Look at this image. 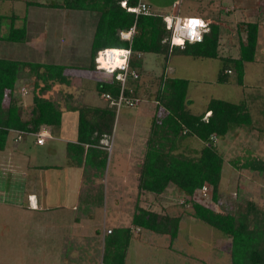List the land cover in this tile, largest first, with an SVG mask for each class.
Listing matches in <instances>:
<instances>
[{"label": "rangeland", "instance_id": "obj_1", "mask_svg": "<svg viewBox=\"0 0 264 264\" xmlns=\"http://www.w3.org/2000/svg\"><path fill=\"white\" fill-rule=\"evenodd\" d=\"M63 1L0 0V57L34 66L20 70L16 81L13 97L21 115L30 114L35 94L57 102L62 109L61 124L54 128L53 139L47 130L42 146L31 134L19 142L11 136L0 151V186H6L4 193L0 191V264H101L107 235H117L119 228L126 227L133 233L125 264H231L230 239L193 217L191 203H186L174 186L160 195L140 190L138 171L152 119L159 115L155 92L165 70L167 77L187 80L191 113L203 112L206 119L208 101L217 98L232 103L243 101L251 117L250 124L214 139V147L223 158L219 203L211 201L209 191L206 196L196 191L195 200L222 211L236 210L246 201H253L264 210V171L242 167L250 159L264 162V0H143L158 14L198 16L221 25L225 30L220 56L238 57L237 28H242L244 22H257L255 60L245 64L243 83L238 84L233 74L226 82L218 81L223 67L219 57L193 58L173 53L165 63L162 56L135 52L133 55L142 60V69H136L139 76L130 86L136 90L139 102H122L119 106L117 100H108L96 91L97 81L111 77L90 68L95 15L53 7L52 3ZM11 24L24 29L21 43L5 39ZM37 65L42 66L36 70ZM43 65L64 66L62 73L68 83H60L56 77L50 79L51 71ZM52 72L56 73L57 68ZM7 104L5 99L3 105ZM105 106L114 113L111 134L103 135L98 146L106 150L107 157L103 165L94 158V165H86L84 171L73 158L76 152L66 153L67 143H76L78 138L77 109ZM183 143L192 149L201 146L188 138ZM59 147H63L65 156L58 154ZM51 163L60 166L28 167ZM27 192H34L39 206L48 210H29L32 204ZM74 205L80 209L62 208ZM138 207L180 217L177 236L171 241L168 235L132 226ZM83 210L88 220L83 221V227L73 225L75 217L83 218L79 214ZM137 233L142 234L141 238L136 237L140 235Z\"/></svg>", "mask_w": 264, "mask_h": 264}, {"label": "trees", "instance_id": "obj_2", "mask_svg": "<svg viewBox=\"0 0 264 264\" xmlns=\"http://www.w3.org/2000/svg\"><path fill=\"white\" fill-rule=\"evenodd\" d=\"M121 1L64 0L61 4L52 3L53 7L91 12L95 15L96 23L90 48L91 69L101 70L96 68L94 60L98 51L105 48H130L132 51L130 67L133 69H140V71L142 69V60H138V57L133 55L135 52L162 56L165 63L173 53L190 55L193 58L219 57L223 67L219 71L218 81L226 82L228 76L233 74L238 84L243 83L245 64L255 60L259 34L257 22H244L242 28L240 26L237 28L238 57L220 56L221 38L225 30L221 25L209 23V31L204 33L201 42H185L183 46L171 45L169 31L165 28L161 14L135 16L133 12L121 6ZM125 1L127 7L135 6L138 2V0ZM132 26H135V32L131 40L121 39L120 31H128ZM23 34V28H15L11 24L5 39L21 43ZM165 63L164 69L167 67ZM26 66L31 69L34 67L30 63L0 57V151L5 148L11 136L15 142H19L26 134L34 135L45 131V127L54 130L61 124L62 109L59 104L36 94L30 114L21 115L20 106L13 97V93L19 72ZM40 66L42 65H37L36 70ZM43 66L51 71L50 79L56 77L58 82L68 83L67 77L62 73L64 66ZM55 67L56 73L52 72ZM114 74H109L110 80L97 81L96 91L99 94H108L116 100L120 93V82L114 78ZM134 81L137 80L129 79L124 89L123 93L127 98H137L136 90L130 86ZM187 87V80L167 77L165 70L161 73L155 92L157 109H160L159 115L152 119L151 135L147 140L144 160L138 171V187L142 191L160 195L167 187L174 186L185 197V202L191 203L193 217L216 228L230 239L231 264H264V210L262 208L256 206L253 201H246L244 206L236 210H214L196 201L194 197L197 195L196 191L206 186L210 192L211 201L219 203L218 186L223 158L214 147V139L211 136L223 137L236 127L250 124L251 117L246 104L243 101L232 103L211 98L204 109V112L209 114L206 119H203L205 113L193 114L189 111L190 99L187 98ZM5 99H8L7 106L3 105ZM85 108L77 109L79 124L76 143L69 142L66 145V153L75 151L73 158L78 165L83 166V170L86 165L89 167L94 165V158H97L102 165L105 163L107 152L98 146L103 135L111 134V120L114 119V113L109 107ZM185 138L201 144L200 148H190V145L183 143ZM242 167L263 172L264 162L259 159H250L246 160ZM179 221L180 217H170L138 207L132 217V226L168 235L172 241L177 236ZM132 233L133 229L126 227L119 228L117 235H107L108 242L104 243L105 250L101 264H125Z\"/></svg>", "mask_w": 264, "mask_h": 264}, {"label": "built area", "instance_id": "obj_3", "mask_svg": "<svg viewBox=\"0 0 264 264\" xmlns=\"http://www.w3.org/2000/svg\"><path fill=\"white\" fill-rule=\"evenodd\" d=\"M122 7H125L128 11L133 12L135 16L138 15H153L154 11L151 10L149 5L143 1L138 0L137 4L132 7L126 6V1L122 0L120 2ZM158 14V13H157ZM165 28L169 31V40L171 45L183 46L185 42L194 43L201 42L204 33L209 31V22L198 16H187L182 17L177 13L171 14H161ZM135 32V26H132L128 31H120L119 35L121 39L131 40L132 35ZM114 48H105L98 51L95 57L96 68L106 71L109 74H114V78L120 82V93L117 100L118 106L125 102L128 105H133L139 102L138 98H127L124 95V89L127 86L128 80H136L139 76L136 69L130 67V58L132 51L130 48H119L120 51L118 56L121 58L120 63L115 66L110 64L109 58L112 57ZM102 59V60H101ZM105 62L106 65L103 63ZM108 100H111L110 95L103 94ZM19 134L20 131H17ZM45 131L34 134L37 136L36 142L42 144L46 137ZM212 139H216L215 135L211 136ZM20 139V136H18ZM203 196L207 195V187L203 186L199 189ZM107 233H111V229L106 230Z\"/></svg>", "mask_w": 264, "mask_h": 264}, {"label": "crops", "instance_id": "obj_4", "mask_svg": "<svg viewBox=\"0 0 264 264\" xmlns=\"http://www.w3.org/2000/svg\"><path fill=\"white\" fill-rule=\"evenodd\" d=\"M147 3V2H146ZM148 4V3H147ZM149 5V4H148ZM149 7H150V5H149ZM151 8V7H150ZM65 17H66V15H65ZM64 22H66V21H64ZM210 23V22H209ZM66 25H67V23H66ZM67 36V35H66ZM65 36V37H66ZM73 36V35H72ZM74 36H76V35H74ZM200 114V113H199ZM48 128V127H47ZM45 129V130H47L52 136H51V138L50 139H53V135H54V130H51L50 131V129L51 128H48V129ZM48 138V137H47ZM63 140V139H62ZM64 141V140H63ZM66 141V140H65ZM36 142V141H35ZM45 142H46V140H45ZM45 142H44V144H45ZM37 144V143H36ZM44 144H42V145H44ZM37 145H39V144H37ZM42 145H40V146H42ZM62 149H63V147H59L58 148V151H59V153L58 154H60L61 156L62 155H64L65 156V153L64 154H62L63 153V151H62ZM57 166H60L59 164H57V163H51V164H45V165H34V164H31V165H28V167H34V168H36V167H43V168H48V167H54V168H56ZM0 185H2V184H0ZM6 188V186H0V191H2L3 193L5 192V189ZM26 197H28V199L30 200V202H31V207L32 208H30L29 210H31V209H34V208H36L37 210H40V207H42V209L41 210H48V208L46 207V206H39V202H38V196L37 195H35V193L34 192H27V196ZM37 197V198H36ZM36 200H37V203H36ZM41 203H42V201H41ZM37 206V207H36ZM64 210H67V211H69V210H79L80 209V207L79 206H76V205H74V206H72L71 208H64V207H62ZM59 209H61L60 207H59ZM35 210V209H34ZM79 214L83 217V218H81V219H79L78 217H75V219L74 220H72V223H73V225H76V226H78V225H82L83 224V221L84 220H88V219H85L84 218V210L83 211H80L79 212ZM87 217V216H86ZM89 218V217H88ZM82 227H83V225H82ZM145 229H143V231H144ZM147 230V229H146ZM148 231V230H147ZM135 232V231H134ZM137 234H140L139 236H136L137 238L138 237H140L141 238V236H142V234L141 233H137ZM139 238V239H140ZM125 259H126V257H125Z\"/></svg>", "mask_w": 264, "mask_h": 264}, {"label": "bare ground", "instance_id": "obj_5", "mask_svg": "<svg viewBox=\"0 0 264 264\" xmlns=\"http://www.w3.org/2000/svg\"><path fill=\"white\" fill-rule=\"evenodd\" d=\"M119 52H120V51H119L118 49H113V53H114V54H112V57L109 58V60H110V64H111L112 66H115V65H117L118 63H120L121 58L118 56ZM101 60H102V59H101ZM103 63L106 65L105 62H103Z\"/></svg>", "mask_w": 264, "mask_h": 264}, {"label": "clouds", "instance_id": "obj_6", "mask_svg": "<svg viewBox=\"0 0 264 264\" xmlns=\"http://www.w3.org/2000/svg\"><path fill=\"white\" fill-rule=\"evenodd\" d=\"M206 114H207V116H208L209 113L207 112ZM207 116H206V117H207Z\"/></svg>", "mask_w": 264, "mask_h": 264}]
</instances>
